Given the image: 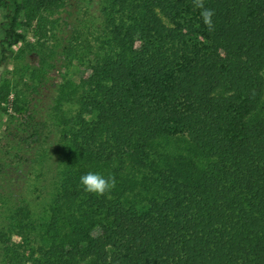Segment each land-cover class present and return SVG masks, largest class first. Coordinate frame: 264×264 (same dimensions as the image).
<instances>
[{"label": "trees", "instance_id": "obj_1", "mask_svg": "<svg viewBox=\"0 0 264 264\" xmlns=\"http://www.w3.org/2000/svg\"><path fill=\"white\" fill-rule=\"evenodd\" d=\"M77 1L0 0V63L23 13L42 39L33 90L58 62L85 72L17 121L14 137L41 116L56 135L19 136L0 264H264V0ZM88 172L113 186L84 191Z\"/></svg>", "mask_w": 264, "mask_h": 264}, {"label": "rangeland", "instance_id": "obj_2", "mask_svg": "<svg viewBox=\"0 0 264 264\" xmlns=\"http://www.w3.org/2000/svg\"><path fill=\"white\" fill-rule=\"evenodd\" d=\"M97 2L98 0L77 1L79 3L77 6L80 9L78 10L79 13L96 15ZM18 19V29L25 36V40L14 45L11 48V54L0 63V183L2 185H10L9 179L12 171L17 170L14 167V164L18 165L17 162H9V160H13L15 153L23 155L24 159L29 154L27 147H18L21 146L18 143L20 141L19 136L20 139H27L26 141L30 145H39L44 142L46 145L51 146L55 140V128L50 124V119L47 117H39L38 126L26 128L22 134L14 137L16 130V133H19L17 121L21 120L20 117L27 118V115H31L36 109H41L43 100L47 103L51 101L55 86L60 82L62 76L77 81L80 76L85 74L84 70H77V66L74 64L61 67L60 62H58V65L45 69V77L43 79L40 78L41 73L36 72V80L41 79V81L38 89L33 90L30 85L32 84V79L29 78V72L34 71L35 67L39 65L40 52L36 50L42 39L38 40L33 34V20L27 22L23 13ZM31 46L33 47L31 48ZM44 51H47V49ZM47 53L45 52L44 54ZM52 58H55V56L53 55ZM45 59L47 63L53 61L48 55L45 56ZM54 61L59 60L55 59ZM16 91H18L20 97H25V103L29 102V104L25 105L26 111H22L19 114L13 112L12 109V101L15 98ZM5 107L6 110H4ZM10 115L13 116L10 117ZM22 144L24 145L25 143ZM23 181V179L21 181H13V185L19 182L24 183Z\"/></svg>", "mask_w": 264, "mask_h": 264}, {"label": "clouds", "instance_id": "obj_3", "mask_svg": "<svg viewBox=\"0 0 264 264\" xmlns=\"http://www.w3.org/2000/svg\"><path fill=\"white\" fill-rule=\"evenodd\" d=\"M198 6L202 7V5L199 4ZM202 15L205 24L210 27L212 23V11L209 9H204ZM79 183L83 186L84 191L88 193H94L96 195H103L113 186L114 180L111 177L105 178L96 172H88L79 178Z\"/></svg>", "mask_w": 264, "mask_h": 264}]
</instances>
